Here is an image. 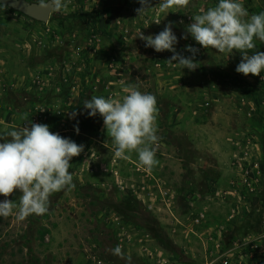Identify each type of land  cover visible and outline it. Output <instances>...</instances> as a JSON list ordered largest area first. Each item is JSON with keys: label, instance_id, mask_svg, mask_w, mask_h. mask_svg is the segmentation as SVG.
Wrapping results in <instances>:
<instances>
[{"label": "rangeland", "instance_id": "374dc122", "mask_svg": "<svg viewBox=\"0 0 264 264\" xmlns=\"http://www.w3.org/2000/svg\"><path fill=\"white\" fill-rule=\"evenodd\" d=\"M63 2L46 22L0 4V135L32 120L85 146L70 161L74 187L53 193L46 214L0 218V264H264V73L244 76L239 52L203 48L182 70L135 38L168 21L179 38L216 0L142 18L136 0ZM241 3L264 11V0ZM254 43L249 54L264 52ZM186 44L200 47L189 37L177 50ZM128 88L156 98L150 170L135 151L113 156L99 115L79 116V134L66 115ZM117 244L121 256L109 251Z\"/></svg>", "mask_w": 264, "mask_h": 264}, {"label": "clouds", "instance_id": "9594fccd", "mask_svg": "<svg viewBox=\"0 0 264 264\" xmlns=\"http://www.w3.org/2000/svg\"><path fill=\"white\" fill-rule=\"evenodd\" d=\"M136 2L140 5L134 9L136 18H142L153 8L167 16L168 9L184 5L187 0H158L156 6H153V0ZM39 3L46 6L45 0H39ZM52 3L56 8L66 7L63 0H52ZM179 23L183 24V21ZM175 24L168 21L161 31L150 35L139 31L135 38H139L145 48L157 53H171L167 61L182 70L194 71L198 67L196 56L203 48L228 55L239 52L241 59L235 71L244 76L264 73V52H248L255 48L254 41L264 43V11L249 14L241 0H216L215 6L190 15V23L184 25L179 38L173 31ZM189 37L200 47L186 44L178 51L179 40ZM125 93L119 100L92 95L83 101L79 112H66V115L69 121H76L73 124L76 134H79V116L99 115L106 136L111 140L113 156L128 159L126 153L135 151L138 165L150 170L157 163L151 147L157 141L154 126L156 98L136 88L125 89ZM84 147L70 137L50 131L49 125L32 120L9 129L6 136L0 135V197H3L0 199V218L9 217L14 210L18 221L46 214L53 193L74 187L70 161L79 156ZM14 191L19 193L18 203L8 198ZM109 251L115 256L122 255L119 244Z\"/></svg>", "mask_w": 264, "mask_h": 264}, {"label": "water", "instance_id": "95a60500", "mask_svg": "<svg viewBox=\"0 0 264 264\" xmlns=\"http://www.w3.org/2000/svg\"><path fill=\"white\" fill-rule=\"evenodd\" d=\"M0 4L43 22L48 21L52 11H59V8H56L51 1L45 2L46 6L44 7L39 2H28L26 0H0Z\"/></svg>", "mask_w": 264, "mask_h": 264}, {"label": "crops", "instance_id": "0c3cea01", "mask_svg": "<svg viewBox=\"0 0 264 264\" xmlns=\"http://www.w3.org/2000/svg\"><path fill=\"white\" fill-rule=\"evenodd\" d=\"M257 252L264 257V240L256 242Z\"/></svg>", "mask_w": 264, "mask_h": 264}]
</instances>
